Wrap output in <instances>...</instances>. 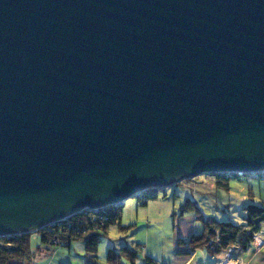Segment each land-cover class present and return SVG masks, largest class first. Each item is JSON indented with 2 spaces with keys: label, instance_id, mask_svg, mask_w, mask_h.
<instances>
[{
  "label": "water",
  "instance_id": "95a60500",
  "mask_svg": "<svg viewBox=\"0 0 264 264\" xmlns=\"http://www.w3.org/2000/svg\"><path fill=\"white\" fill-rule=\"evenodd\" d=\"M262 173L264 0H0V237Z\"/></svg>",
  "mask_w": 264,
  "mask_h": 264
},
{
  "label": "rangeland",
  "instance_id": "374dc122",
  "mask_svg": "<svg viewBox=\"0 0 264 264\" xmlns=\"http://www.w3.org/2000/svg\"><path fill=\"white\" fill-rule=\"evenodd\" d=\"M149 195L153 197L137 195L123 204L120 225L127 229L122 232L117 225L109 228L107 236L99 240L95 254L97 264H106L108 249L132 248L136 244L140 245V249L135 264H143L146 256L160 264H178L177 258L181 256L174 254L175 236H187L195 227L198 231L201 230V225L192 221L191 213L178 217L185 201L194 202L204 217L243 226V208L246 204L264 206V173L248 177L238 175L236 179L229 180L227 191L215 187L212 175H201L194 179H184L166 188L152 190ZM143 201H146L145 205ZM185 216L190 224H185L186 220L179 221ZM178 228L181 233H176ZM261 229L264 231V226ZM262 238L264 242V237ZM30 251L31 257L26 264H84L83 244L77 241L70 248L54 246L46 250V246H41L39 237L33 233L30 236ZM227 251L231 253L236 250Z\"/></svg>",
  "mask_w": 264,
  "mask_h": 264
},
{
  "label": "trees",
  "instance_id": "16d2710c",
  "mask_svg": "<svg viewBox=\"0 0 264 264\" xmlns=\"http://www.w3.org/2000/svg\"><path fill=\"white\" fill-rule=\"evenodd\" d=\"M214 178L216 188L229 189V180L236 179L237 174H209ZM262 175V174H258ZM248 177L250 175H241ZM152 190L145 191L138 197H153L149 195ZM137 197V198H138ZM140 203V199L138 200ZM146 201H143V205ZM122 206H110L98 212L82 211L63 221L51 224L35 234L39 237L41 246H61L70 248L74 242H81L86 257L85 264H96L95 254L99 240L107 236L111 226L117 225L120 231L127 227L120 225ZM245 217L244 225L238 226L230 221H218L213 217H204L195 203L186 200L179 213V218L184 213H191L194 220L201 225L198 233L189 237L176 240L178 247H186L190 255L195 251H202L208 257L219 256L222 252L232 250L245 253L252 248L253 237L264 225V206L248 203L243 208ZM22 234L0 237V264H26L31 257L30 236ZM140 245L132 248L122 247L118 250L108 249L105 257L106 264H135L138 259ZM93 261V262H89ZM143 264H160L158 261L145 257Z\"/></svg>",
  "mask_w": 264,
  "mask_h": 264
},
{
  "label": "crops",
  "instance_id": "0c3cea01",
  "mask_svg": "<svg viewBox=\"0 0 264 264\" xmlns=\"http://www.w3.org/2000/svg\"><path fill=\"white\" fill-rule=\"evenodd\" d=\"M190 217H192V214ZM181 220H184V221L186 220L187 223L185 224H190V222L187 221L186 216L183 217L182 219H179V221ZM192 221H195L194 217H192ZM198 230L195 227L194 231H198ZM194 231L192 230V232L188 234L187 236H183V234L178 237L175 236V239L176 240L179 238L185 239L189 237L191 234H193ZM176 233H181L179 228L177 229ZM52 247L54 246H47L46 250H50L52 249ZM173 250H174V254L181 256L180 258H177L178 264H264V242L257 245L256 238L253 240L252 248H250L245 253H238L236 251L233 252L230 250L231 253L229 251H225V252H222L219 256H213L212 259L208 257L202 251H195L194 253H191L190 255H188L186 254L188 252V249L186 247H178L176 245V242L174 244ZM85 262H86V257H84V264ZM89 262H93V261H89Z\"/></svg>",
  "mask_w": 264,
  "mask_h": 264
},
{
  "label": "bare ground",
  "instance_id": "6f19581e",
  "mask_svg": "<svg viewBox=\"0 0 264 264\" xmlns=\"http://www.w3.org/2000/svg\"><path fill=\"white\" fill-rule=\"evenodd\" d=\"M262 241H263L262 237H261L260 235H257V236H256V244H257V245H258V244H261Z\"/></svg>",
  "mask_w": 264,
  "mask_h": 264
},
{
  "label": "built area",
  "instance_id": "2783aa9c",
  "mask_svg": "<svg viewBox=\"0 0 264 264\" xmlns=\"http://www.w3.org/2000/svg\"><path fill=\"white\" fill-rule=\"evenodd\" d=\"M96 212H98V211H96ZM263 226H264V225H263ZM263 232H264V231H262V229H261V230H260V231L254 236V239L256 238L257 235H260L261 237H264V236H263ZM254 239H253V240H254ZM262 239H263V238H262ZM232 249H235V247H233Z\"/></svg>",
  "mask_w": 264,
  "mask_h": 264
}]
</instances>
